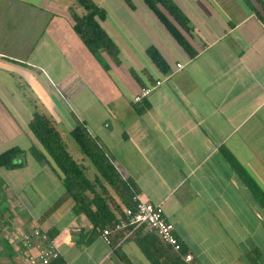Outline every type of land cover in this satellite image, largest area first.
Here are the masks:
<instances>
[{
    "label": "crops",
    "instance_id": "0c3cea01",
    "mask_svg": "<svg viewBox=\"0 0 264 264\" xmlns=\"http://www.w3.org/2000/svg\"><path fill=\"white\" fill-rule=\"evenodd\" d=\"M172 1L188 19L177 29L192 57L143 0H95L124 66L102 71L73 30L70 9H82L72 0H0V153L25 152L23 167L0 168V264H25L34 251L19 239L34 228L57 244L50 264H150L136 243L148 230H112L106 243L73 212L55 164L28 153L39 147L28 128L35 110L67 134L82 124L139 199L162 208L195 264H264V209L226 158L264 193V0ZM76 158L92 181L94 167ZM95 190L110 228L126 206L102 181Z\"/></svg>",
    "mask_w": 264,
    "mask_h": 264
},
{
    "label": "trees",
    "instance_id": "16d2710c",
    "mask_svg": "<svg viewBox=\"0 0 264 264\" xmlns=\"http://www.w3.org/2000/svg\"><path fill=\"white\" fill-rule=\"evenodd\" d=\"M257 1L261 3L260 0ZM143 2L153 11L186 52L191 57L194 56L196 52L177 29V27H181L187 31L188 19L181 9L172 0H143ZM75 3L77 8L80 7L82 11L78 14L71 8L69 16L74 32L79 36L88 52L104 70L110 68L107 59L111 60L114 65H119V49L99 22L105 18L104 9L99 7L93 0H75ZM147 53L160 69H164L163 61L155 48L150 47ZM133 76H135L134 73ZM146 107L147 105H145ZM28 128L39 144V147L31 146L28 153L39 163L52 162L55 164L56 169L63 175L62 181L66 193L74 201L73 212L77 214L84 213L88 217L92 222L94 234L101 233L113 221L110 215L100 213L107 204L100 194L96 193L95 185L97 181H102V183L117 192L126 207L134 205L133 198L136 196L134 184L121 178L96 139L89 134L82 124L78 123L70 130L69 135L74 142L72 144L62 139L60 132L54 126L52 118L43 112L35 110L32 113ZM69 147L75 154L70 151ZM24 153L22 149L17 147L1 152L0 168L12 170L23 167L25 161L20 156ZM77 153L86 158L96 170L92 181L87 177L84 168L78 162ZM226 155L227 160L234 167L238 176L264 209L263 191L229 153H226ZM88 193H91L92 197H89ZM92 205H96V210H91ZM44 231L50 239L54 240L49 231ZM90 239L91 237L88 236L86 239L83 237L78 241L87 243ZM136 243L150 264H188L181 257L187 254L184 246L179 253H176L155 232L146 231L142 234L137 232ZM121 259L127 264H131L127 258L121 256ZM191 264H195L194 261Z\"/></svg>",
    "mask_w": 264,
    "mask_h": 264
},
{
    "label": "built area",
    "instance_id": "2783aa9c",
    "mask_svg": "<svg viewBox=\"0 0 264 264\" xmlns=\"http://www.w3.org/2000/svg\"><path fill=\"white\" fill-rule=\"evenodd\" d=\"M264 26V24H263ZM180 68L181 65H178ZM161 84V81H156L149 87H143L139 93L134 96L135 103L141 102L145 99L153 89ZM134 205L132 207H125L122 216L114 221L113 226L104 228L101 232L102 238L106 243H110V233L112 230H125L128 235H132L140 228L155 232L158 237L172 250L179 253L182 244L173 233L172 224L165 219L162 208L159 205H154L139 199L136 195L133 198ZM19 241L22 242L23 247L28 251L33 249V253L27 254L25 264H50L57 260L60 256L57 244L53 239H50L47 233L41 228H34L20 236ZM30 251V252H32ZM183 260L191 264L193 257L191 254L181 256Z\"/></svg>",
    "mask_w": 264,
    "mask_h": 264
},
{
    "label": "rangeland",
    "instance_id": "374dc122",
    "mask_svg": "<svg viewBox=\"0 0 264 264\" xmlns=\"http://www.w3.org/2000/svg\"><path fill=\"white\" fill-rule=\"evenodd\" d=\"M93 1H95V0H93ZM72 2H73V4H75V6H77V4L75 3V0H72ZM80 8V7H79ZM109 36V35H108ZM114 42V41H113ZM115 43V42H114ZM116 44V43H115ZM116 46H117V44H116ZM118 47V46H117ZM119 49V48H118ZM119 58H120V55H119ZM107 61H108V63L110 64V67H112L113 68V66H115V68L116 69H118V68H123L124 66L123 65H121V64H119V65H114L113 63H112V61L111 60H108L107 59ZM121 63V62H120ZM101 69H102V71L104 70L102 67H101ZM104 71H106V70H104ZM132 73V72H131ZM106 75H107V73H106ZM127 75H129V74H127ZM105 78V77H104ZM106 104V103H105ZM60 132V134H61V136H62V139L65 141V142H67V143H74L73 142V140H72V138H71V136L69 135V134H67L66 132H64V131H59ZM10 149V148H9ZM69 149H70V151L73 153V154H75L74 153V151H72V149H71V147H69ZM23 156V155H22ZM54 206V208H56V206L57 205H53Z\"/></svg>",
    "mask_w": 264,
    "mask_h": 264
}]
</instances>
